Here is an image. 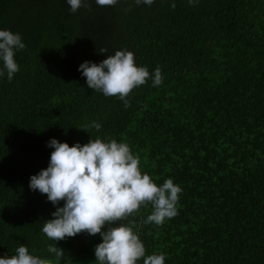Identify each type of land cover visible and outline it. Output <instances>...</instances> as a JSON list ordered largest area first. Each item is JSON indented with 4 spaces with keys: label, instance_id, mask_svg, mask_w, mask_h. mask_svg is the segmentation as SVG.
<instances>
[{
    "label": "trees",
    "instance_id": "1",
    "mask_svg": "<svg viewBox=\"0 0 264 264\" xmlns=\"http://www.w3.org/2000/svg\"><path fill=\"white\" fill-rule=\"evenodd\" d=\"M88 3L90 11L72 13L67 0H0V30L26 45L12 81L0 76V258L24 245L54 264H96L102 237L49 240L42 227L64 201L54 206L29 184L49 165L50 139L111 138L127 143L158 185L172 178L183 189L178 215L163 225L145 223L151 206L111 225L133 221L146 255L264 264V0ZM124 49L164 77L134 89L127 108L78 71ZM93 121L101 129L84 131ZM54 243L60 261L47 252Z\"/></svg>",
    "mask_w": 264,
    "mask_h": 264
},
{
    "label": "clouds",
    "instance_id": "2",
    "mask_svg": "<svg viewBox=\"0 0 264 264\" xmlns=\"http://www.w3.org/2000/svg\"><path fill=\"white\" fill-rule=\"evenodd\" d=\"M100 7H114L119 0H95ZM155 0H135L137 6H151ZM72 13L85 8L91 10L88 0H67ZM189 5L198 0H188ZM170 7L175 9L172 2ZM26 48L22 36L10 30H0V76L7 74L9 82L20 71L16 62V52ZM106 49H101L105 53ZM88 88L106 97H117L125 107H130V95L134 89L145 85L149 80L154 87L163 83L160 67L150 73L145 66H138L135 55L127 49L118 50L107 56L99 64L85 61L80 66ZM102 125L93 121L85 125L84 131ZM87 132V131H86ZM48 147L53 148L49 165L30 178L29 187L33 191L46 194L54 206L64 201L47 220L42 232L51 241H61L80 233L95 236L102 242L95 249L96 264H165V254L146 255V248L139 234L134 231V222L119 224L137 214L142 207L151 206L152 211L145 223L161 226L166 220L178 215V203L183 189L172 178L158 185L152 177L141 170V161L125 142L115 139H90L87 144L76 143L69 146L55 138ZM47 252L62 260L64 250L50 244ZM15 255L0 258V264H54L48 258L29 253L20 245Z\"/></svg>",
    "mask_w": 264,
    "mask_h": 264
}]
</instances>
